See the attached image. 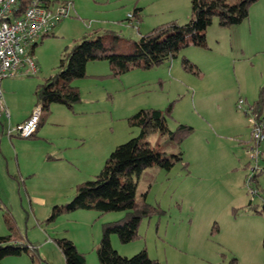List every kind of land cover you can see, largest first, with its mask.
Segmentation results:
<instances>
[{
  "label": "rangeland",
  "instance_id": "obj_1",
  "mask_svg": "<svg viewBox=\"0 0 264 264\" xmlns=\"http://www.w3.org/2000/svg\"><path fill=\"white\" fill-rule=\"evenodd\" d=\"M61 1L53 0L52 6ZM136 6H143L142 17L135 13ZM190 10L191 0H73L68 4V15L54 26V31L61 27L56 31L60 35L42 36L43 43L36 47L40 71L55 73L65 46H71L73 38L85 32L113 30L121 36L113 51L129 52L127 38H138L147 26L169 20L182 23ZM129 12L135 13L133 20L127 17ZM140 19L146 26L139 25ZM206 40V46L186 44L166 62L108 80L118 82L119 87L110 91L112 100L100 98V109L89 112L86 144L65 151L66 156L75 154L78 158L73 160L78 170L70 179L46 173L56 166L43 158L50 146L44 149L30 138L8 135V119L5 114L0 116V235L9 236L2 244L18 240L35 246L1 256L0 264H66L55 241L60 237L71 239L84 253L83 264H100L97 247L104 223L123 218L125 210L77 208L52 215L53 207L73 197L76 183L93 178L116 145L138 134L139 127L129 125L126 116L144 107L164 108L171 101L167 125L174 129L183 122L195 127L197 136L189 144L194 146V157L200 155L205 160L204 167L200 173L189 171V163L185 169L180 162L169 169L145 167L135 176V196L144 199L151 211L140 219L133 239L121 241L111 233V245L125 256L145 249L160 264H264V213L248 210L251 198V205L260 206L264 171L252 170L255 161L249 160L240 135L230 127L232 120H241L249 133L247 118L235 102L239 96L252 102L253 96L258 97L264 89V0L253 1L248 16L236 24L223 27L213 17ZM170 62L172 73L166 78ZM18 99L20 108L22 95ZM51 105L65 109L58 102ZM54 113L57 120L62 119L60 110ZM74 117L70 122L75 125ZM209 122L220 136L206 134ZM59 129L56 124H48L46 134L57 141ZM198 137L205 140L202 147L194 142ZM149 138L166 154L182 151L187 161V138L175 146L169 144L166 134L154 132ZM259 166H264V158ZM32 171L34 175H30ZM255 173L254 184L260 194L252 195L247 178Z\"/></svg>",
  "mask_w": 264,
  "mask_h": 264
},
{
  "label": "trees",
  "instance_id": "obj_2",
  "mask_svg": "<svg viewBox=\"0 0 264 264\" xmlns=\"http://www.w3.org/2000/svg\"><path fill=\"white\" fill-rule=\"evenodd\" d=\"M29 1L20 0V10ZM44 1L53 2V0ZM72 1L63 0L67 5ZM253 1L255 0H191V10L186 21L162 22L141 33L138 38H127L129 52L113 51L121 36L110 29L102 31L93 29L74 38L72 45L65 46L62 51L56 72L37 83L34 88L35 105L41 104V114L36 130L48 116L51 103L59 102L72 107L80 99V89L72 81L87 75L88 60L106 59L110 71L101 75L106 77H117L136 68L152 67L168 58L175 57L186 44L206 46V29L213 17L216 16L218 24L223 27L236 24L248 16L249 5ZM138 9L135 7V13ZM36 44L37 41L33 48ZM186 62L190 61L186 59ZM187 67H190V64ZM172 103L173 101L164 108H140L126 116L129 125L139 127L138 134L116 145L93 178L76 183L73 197L68 202L53 207L52 215L64 209L77 208L99 211L125 210L126 215L123 218L104 223L97 247L100 264H160L159 260L151 258L145 249L131 256L119 254L111 245L110 234L116 233L121 241L133 239L137 235L140 219L151 211V206L144 199L137 200L135 196V176H138L145 167L156 165L169 169L176 162H180L185 169L188 168V162L184 160L182 151L166 154L163 150L154 147L149 138L154 132L166 134L169 144L175 146L194 132V126L183 122H178L174 129L168 127L166 120L167 116L171 115ZM252 104L264 117V89L259 92ZM35 133L36 131L30 136H34ZM262 171L264 168L259 173ZM251 178L255 181L257 174H253ZM257 194H260L259 190ZM251 200L248 203L250 208L248 210L264 213V196L260 199L258 204L260 206L251 205ZM6 221L9 222V219L6 218ZM8 238V235H0V257L7 254H19L22 250L27 251L28 248L35 249L32 244L28 242L24 244L18 240L3 245L2 241ZM55 241L63 253L66 264L84 263V253L77 249L71 239L60 237Z\"/></svg>",
  "mask_w": 264,
  "mask_h": 264
},
{
  "label": "crops",
  "instance_id": "obj_3",
  "mask_svg": "<svg viewBox=\"0 0 264 264\" xmlns=\"http://www.w3.org/2000/svg\"><path fill=\"white\" fill-rule=\"evenodd\" d=\"M139 9L136 11L138 13L139 17H142L143 13V6L139 7L136 6ZM61 20V19H60ZM60 20L57 23H60ZM139 25L141 27L146 26L145 21L143 19H140ZM56 23V24H57ZM154 23V22H153ZM55 24V25H56ZM54 25V26H55ZM60 25V24H59ZM54 26L51 29V32L46 35L48 38H57L60 34L56 31H60L61 27H57L56 31H54ZM153 27V26H152ZM150 26L145 27V31L150 29ZM142 33V32H141ZM39 36L37 38V44L33 48V54L35 57V61L37 64V71L34 74H25L22 72L21 68H18L17 72L13 76H8L2 79L1 81V87L2 92L4 96L5 103L7 107L9 108V122L11 123H18L26 119L34 105H35V96H34V88L37 83L43 81L46 77H48L49 70H41L39 67V61L36 56V47L38 48L40 44L43 43L44 37ZM74 39V38H73ZM167 60H164L166 62ZM173 62V61H172ZM170 62V65L165 71L166 78H168V74L172 73V66L173 63ZM166 66V65H165ZM147 69V68H145ZM110 71L109 64L106 59H90L86 63V73L87 75L80 78H75L72 82L73 84L77 85L80 89V99L75 102L72 107H68L65 104H63L64 108L62 107H52V103L49 105V113L46 117L44 123L36 130V133L34 136H30L27 138H30L29 141L38 142V144L41 145L42 148L47 149V146H50V150H45L43 154V158H46V160L52 164H56L55 170L48 171L50 176H58L63 178H69L74 176L75 171L78 170V167L74 164L73 160H78L76 158V155L74 156H66L67 153L65 151H71L72 148H79L80 146H83L86 144L85 140V133L87 134L89 132V121H87V116L89 112H95L100 109L99 99L103 98L106 100L113 99V93L111 94V90L119 87L118 82L111 81V83L108 82V80L111 78L112 80L115 78H121V76H126V74H137V73H127L132 72L127 71L117 77H106L101 76ZM39 73V74H38ZM35 75V77H33ZM32 76V77H28ZM164 79H161L162 81ZM22 95L23 104L20 108H18L19 99L18 96ZM253 100H255L257 96H253ZM246 98V97H245ZM59 103V102H58ZM62 104V103H60ZM60 110L62 112V119L57 120L56 115L54 111ZM130 115V114H129ZM76 118L75 125L71 124L70 118ZM185 121V120H184ZM232 125L230 127H234L236 129V135H240L241 140V146H246L247 143L250 142L251 134L250 131L247 134V130L245 128L244 123L239 121H233ZM48 124H56L59 126V140L53 141L51 140L50 136L46 134V128ZM250 127V126H249ZM206 134H210L211 136H220L219 130L211 125V122L206 124ZM197 131V130H195ZM81 133H84L81 134ZM198 132L192 133L189 138L186 139L185 145H184V154L185 158L187 159L189 163V171H196L197 173H200L201 168L204 167V159L202 156L197 155L194 157L192 148L194 149V146L189 144L190 141L193 142V138L197 136ZM250 135V138H248ZM12 136V135H11ZM249 140H246V139ZM72 139V140H71ZM63 140V141H62ZM42 141L46 143H41ZM74 141V142H73ZM32 142V143H33ZM198 146L202 147V144L204 145L205 140L200 137L196 138L194 141ZM46 144V145H45ZM50 144V145H49ZM74 144V146H71ZM183 149V150H184ZM72 157V158H71ZM78 157V156H77ZM264 158V154L261 156L260 159ZM259 159V160H260ZM258 160V164H259ZM264 168V166H259L258 170H261ZM35 171H32L30 175H34ZM69 185L73 186L74 184L71 182ZM75 186V185H74ZM39 199V198H36Z\"/></svg>",
  "mask_w": 264,
  "mask_h": 264
},
{
  "label": "built area",
  "instance_id": "obj_4",
  "mask_svg": "<svg viewBox=\"0 0 264 264\" xmlns=\"http://www.w3.org/2000/svg\"><path fill=\"white\" fill-rule=\"evenodd\" d=\"M65 15H68V5L63 1L53 7L52 3L44 0H30L20 10V0H0V116L5 114L8 122L9 110L2 92V79L15 75L18 68L25 74H34L37 71L33 45L39 36L50 33L52 27ZM134 15L135 13L129 12L127 17L133 20ZM134 23L137 24L138 20H134ZM235 107L243 111L250 126L251 140L246 144L245 151L249 160L256 163L252 170L257 171V162L264 151V117L245 97L239 96ZM40 114L41 104L37 103L26 119L15 125L9 122L6 133L29 137L36 131ZM251 176L249 174L247 182L251 194L254 195L258 189Z\"/></svg>",
  "mask_w": 264,
  "mask_h": 264
}]
</instances>
